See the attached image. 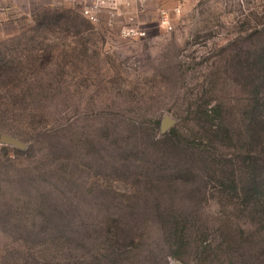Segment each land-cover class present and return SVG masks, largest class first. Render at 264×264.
Here are the masks:
<instances>
[{
	"label": "rangeland",
	"instance_id": "obj_1",
	"mask_svg": "<svg viewBox=\"0 0 264 264\" xmlns=\"http://www.w3.org/2000/svg\"><path fill=\"white\" fill-rule=\"evenodd\" d=\"M140 20L145 34L123 37L77 0H0V134L21 142H0V264H264V222L216 181L245 177L235 133L264 97L249 72L264 66V0H148ZM214 106L232 138L159 165L149 133L206 142ZM172 215L189 219L182 260L159 226ZM196 240L216 255L196 257Z\"/></svg>",
	"mask_w": 264,
	"mask_h": 264
},
{
	"label": "trees",
	"instance_id": "obj_2",
	"mask_svg": "<svg viewBox=\"0 0 264 264\" xmlns=\"http://www.w3.org/2000/svg\"><path fill=\"white\" fill-rule=\"evenodd\" d=\"M46 16V15H45ZM47 19V17H45ZM62 15L56 16L54 19H60ZM40 24L46 23L50 20L42 19ZM254 68V67H253ZM251 70V69H250ZM253 76L256 73L260 74L259 78L262 79L259 81L257 86H264V66L263 70L255 68L252 71H249ZM261 72V73H260ZM249 108L245 112L243 120L244 123L242 125V132L238 130L235 135L237 140H240V134L245 138V156L242 159L243 165L246 169L245 177H241L239 175L241 171H235L232 169L230 176H225L224 174H220L219 177L216 178L218 182V190L222 192L224 195H231L235 198H242V205L245 209L249 210L253 216L255 214L258 215V221L260 223L264 222V97L258 96V91L255 92V95L250 99ZM210 111V110H208ZM219 110L212 108L211 112L208 113L205 110L202 111V115L200 124L198 129H200L201 133L205 138H207V143L204 142L201 138H196V136H192L186 138L182 136V134L176 129H169L167 132L162 134L161 138L155 139L153 132L149 133V143L147 146L151 149L152 154L158 158L159 165H163L164 162H168V164H172V159H185L192 166V161H200V157L204 155L206 152H209V149L212 153H209L211 158H213L214 146L219 145L221 140L230 139L231 135L229 134L230 128H228L225 124L218 123L214 124V116L220 115ZM203 119V121H201ZM152 130V129H150ZM232 138V137H231ZM146 148V147H145ZM148 148V147H147ZM148 148V151H149ZM135 152L142 153L144 152V147H136ZM141 150V151H140ZM130 152V151H129ZM222 156L218 155L217 159L212 160L215 161V164L221 163ZM241 160V159H240ZM175 166L177 164H174ZM173 165V167H174ZM191 166L187 165L188 171H185L186 175H193V170ZM174 169V168H173ZM176 169V167H175ZM174 169V170H175ZM239 172V173H238ZM189 219H180L175 215H172L168 220L159 224L162 228V233L166 238V242L168 244V252L175 259L182 260L181 253L185 254V251L180 250L182 248H186L190 246L191 241L188 239L187 235V224ZM116 228L115 238L117 235H121L124 232V229ZM119 235V236H120ZM120 236V239H125L126 236ZM111 238V237H110ZM199 239V238H198ZM206 237H203V240ZM225 239V243L228 246H233L235 240L233 237L228 236ZM203 240H199L200 243L197 242L193 244L195 247V256L202 257L203 259H208L210 256H215L216 253L210 249L211 244L203 243ZM238 244V243H237ZM218 250V249H217ZM114 255V251L111 253ZM105 256V254H104ZM110 260V259H108ZM240 260V259H239ZM36 264V263H35ZM101 264V263H99ZM215 264H251L248 260L245 261L244 258H241V261L235 260L232 261L230 257L224 258L220 255L217 257V261Z\"/></svg>",
	"mask_w": 264,
	"mask_h": 264
},
{
	"label": "built area",
	"instance_id": "obj_3",
	"mask_svg": "<svg viewBox=\"0 0 264 264\" xmlns=\"http://www.w3.org/2000/svg\"><path fill=\"white\" fill-rule=\"evenodd\" d=\"M80 13L89 22L97 24L105 18L108 25H115L123 37L143 36L146 32L144 22L140 20L148 0H77ZM163 23L169 29L164 15Z\"/></svg>",
	"mask_w": 264,
	"mask_h": 264
},
{
	"label": "water",
	"instance_id": "obj_4",
	"mask_svg": "<svg viewBox=\"0 0 264 264\" xmlns=\"http://www.w3.org/2000/svg\"><path fill=\"white\" fill-rule=\"evenodd\" d=\"M0 142L5 144L16 145L18 147L21 146V142L18 139L7 134H0Z\"/></svg>",
	"mask_w": 264,
	"mask_h": 264
}]
</instances>
